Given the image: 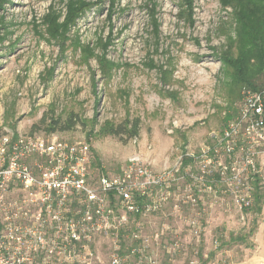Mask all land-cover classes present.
Here are the masks:
<instances>
[{
	"label": "rangeland",
	"instance_id": "1",
	"mask_svg": "<svg viewBox=\"0 0 264 264\" xmlns=\"http://www.w3.org/2000/svg\"><path fill=\"white\" fill-rule=\"evenodd\" d=\"M69 1L0 0V133L87 144L94 170L108 175L132 156L170 167L235 114L241 93L228 91L218 59L234 23L219 0H83L90 8L53 38L44 18L61 23ZM68 120L76 125L61 131ZM135 122L134 138L99 134ZM207 203L204 214L169 204L139 220L145 238L161 234L160 263L264 264V208Z\"/></svg>",
	"mask_w": 264,
	"mask_h": 264
},
{
	"label": "built area",
	"instance_id": "2",
	"mask_svg": "<svg viewBox=\"0 0 264 264\" xmlns=\"http://www.w3.org/2000/svg\"><path fill=\"white\" fill-rule=\"evenodd\" d=\"M92 162L87 144L0 133V264H161V234L145 238L142 218L169 204L204 214L210 198L264 208V89L243 88L223 129L170 167L132 156L107 175Z\"/></svg>",
	"mask_w": 264,
	"mask_h": 264
},
{
	"label": "trees",
	"instance_id": "3",
	"mask_svg": "<svg viewBox=\"0 0 264 264\" xmlns=\"http://www.w3.org/2000/svg\"><path fill=\"white\" fill-rule=\"evenodd\" d=\"M224 9H230V15L234 23V36L228 43L218 59L225 68L228 79V91L234 93L243 88L254 91L264 89V0H219ZM90 8V4L83 0H70L66 5V15L61 23H58V15L46 16L44 22L48 25L53 38L65 35L77 20ZM190 11V3L188 5ZM190 15V13H189ZM111 66V65H109ZM231 116L226 115L225 121ZM74 124L68 120L61 131L73 129ZM138 124H126L125 126L106 125L99 132L101 136L110 135L116 137L127 136L134 138L138 135ZM50 132H54L50 128ZM255 210L260 211V207ZM204 264V263H201Z\"/></svg>",
	"mask_w": 264,
	"mask_h": 264
},
{
	"label": "crops",
	"instance_id": "4",
	"mask_svg": "<svg viewBox=\"0 0 264 264\" xmlns=\"http://www.w3.org/2000/svg\"><path fill=\"white\" fill-rule=\"evenodd\" d=\"M166 163V162H154V164L156 165V167H162V165ZM168 163V162H167ZM260 261V259H252V264H256Z\"/></svg>",
	"mask_w": 264,
	"mask_h": 264
}]
</instances>
